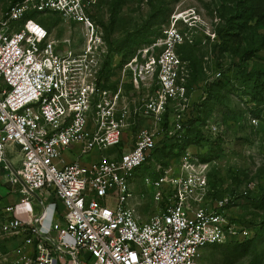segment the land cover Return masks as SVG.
<instances>
[{
  "label": "built area",
  "instance_id": "obj_1",
  "mask_svg": "<svg viewBox=\"0 0 264 264\" xmlns=\"http://www.w3.org/2000/svg\"><path fill=\"white\" fill-rule=\"evenodd\" d=\"M32 13L95 30L81 0H17L0 20V168L12 172L11 188L21 195L0 206V264H199L209 245L252 239V229L227 213L232 197L207 201L210 162L190 150L143 178L160 210L138 213L131 183L157 148L155 132L143 129L120 155L79 162L122 141L109 102L99 103L97 129L88 131L95 106L88 59L100 38L89 41L87 54L76 53ZM153 105L145 111L158 116ZM76 148L79 156L69 159Z\"/></svg>",
  "mask_w": 264,
  "mask_h": 264
},
{
  "label": "rangeland",
  "instance_id": "obj_2",
  "mask_svg": "<svg viewBox=\"0 0 264 264\" xmlns=\"http://www.w3.org/2000/svg\"><path fill=\"white\" fill-rule=\"evenodd\" d=\"M16 1L0 0V20ZM81 4L94 25L93 36L71 17H30L43 24L52 39H68L76 53L87 54L89 41L100 38L94 61L92 55L88 59L86 84L95 97L88 131L97 129L99 103L109 102L122 141L110 151L81 156L76 148L69 159L79 156L81 164L96 163L129 150L143 129L155 132L157 148L131 183L132 202L147 218L160 207L156 191L143 178L156 176L174 155L192 151L210 162L207 201L232 197L227 213L254 236L242 243L207 246L199 264H264V0ZM68 48L60 45L61 50ZM150 103L160 109L158 116L145 111ZM8 157L18 167L17 152ZM12 176L0 168V206L21 199L11 188ZM58 220L56 215L54 223Z\"/></svg>",
  "mask_w": 264,
  "mask_h": 264
},
{
  "label": "trees",
  "instance_id": "obj_3",
  "mask_svg": "<svg viewBox=\"0 0 264 264\" xmlns=\"http://www.w3.org/2000/svg\"><path fill=\"white\" fill-rule=\"evenodd\" d=\"M150 42H151V41H150ZM176 155H177V154H176ZM176 155H174V156H176ZM143 167H144V166H143ZM143 167H142V168H143ZM142 168H141V169H142Z\"/></svg>",
  "mask_w": 264,
  "mask_h": 264
},
{
  "label": "crops",
  "instance_id": "obj_4",
  "mask_svg": "<svg viewBox=\"0 0 264 264\" xmlns=\"http://www.w3.org/2000/svg\"><path fill=\"white\" fill-rule=\"evenodd\" d=\"M0 198H2V197L0 196Z\"/></svg>",
  "mask_w": 264,
  "mask_h": 264
}]
</instances>
